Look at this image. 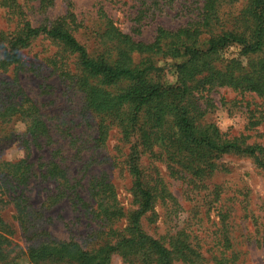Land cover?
Returning <instances> with one entry per match:
<instances>
[{"label":"rangeland","instance_id":"obj_1","mask_svg":"<svg viewBox=\"0 0 264 264\" xmlns=\"http://www.w3.org/2000/svg\"><path fill=\"white\" fill-rule=\"evenodd\" d=\"M209 1L0 0V40L6 45L5 40L20 34L25 22L34 27L63 22L90 57L97 59L103 52L90 32L102 25L103 12L123 33L152 43L159 28L177 31L194 27ZM248 4L249 0H218L221 26L239 28ZM240 50L239 45L224 48L214 59L216 66L224 67ZM8 51V46L0 48V159L28 157L35 164L33 178L25 188L35 226L26 232L13 204L1 212L9 228L8 234H2L7 239L3 247L10 264H79L30 261L27 252L41 239L72 240L84 250H95L128 235L131 217L140 209L129 169L135 149L145 185L154 196L152 210L140 218L142 230L168 248L176 235L184 233L196 252L189 262L176 256L174 264H264V167L254 157L226 153L215 160L211 173L194 176L170 161L160 144L142 142L143 117L136 129H126L114 113L90 107L89 89L79 86L84 73L76 55L63 44L38 36L20 50L15 63L6 62ZM145 56L134 54V61ZM155 56L162 67L161 82L179 84L174 62ZM99 86L116 96L128 84L120 81ZM189 86L182 104L198 127L213 125L223 138H238L264 148V96L218 84L203 86L198 81ZM33 114L44 125L35 133L28 126ZM169 118L164 129L172 125ZM27 139L31 140L29 149L22 145ZM259 159L264 160V153ZM62 170L67 180L61 178ZM106 206L118 214L108 219L100 211ZM109 264L143 263L114 253ZM145 264L157 261L150 256Z\"/></svg>","mask_w":264,"mask_h":264},{"label":"trees","instance_id":"obj_2","mask_svg":"<svg viewBox=\"0 0 264 264\" xmlns=\"http://www.w3.org/2000/svg\"><path fill=\"white\" fill-rule=\"evenodd\" d=\"M217 5L218 0H210L202 19L194 27L177 31L159 28L152 43L135 40L130 34L123 33L114 20L103 12L102 25L90 32L98 39L100 51L103 52L97 59L90 57L85 45L63 22L51 27H34L30 22H25L20 34L5 40L6 45L0 40V48L8 46L6 62L15 63L19 60L20 50L38 36L63 44L76 55L84 73L79 86L89 89L90 107L97 112L114 113L117 121L126 129H136L143 117L144 124L140 128L142 142L146 145L160 144L170 161L191 171L194 176L211 173L215 160L231 152L254 157L256 163L264 167V160L259 159V154L264 153L262 146L246 144L238 138H223L213 125L198 127L188 108L182 104L191 89L189 84L194 81L203 86L218 84L264 96V0H249L239 28L236 26L233 29L221 26ZM138 15H142L141 10ZM232 45L240 46V55L228 61L224 67H217L214 59L224 48ZM134 54L146 56L140 62H135ZM160 55L162 59H171L178 68L179 84L169 86L161 82L162 67L153 58ZM120 81L126 82L128 87L116 96L99 86L100 83L112 85ZM33 117L28 126L35 133L44 125L37 114H33ZM169 117H172V125L164 129ZM23 143L28 148L31 140H24ZM34 165L28 157L0 159V264H10L3 247L7 239L2 233L8 234L9 230L2 217L3 207L8 204L15 206L26 232L35 226V215L25 194V188L35 173ZM129 169L134 178L140 209L131 217L128 235H120L114 242L107 241L95 250H84L72 240L41 239L38 245L29 248L27 258L32 262L51 259L79 264H109L112 254L118 253L126 260L127 257L138 258L143 264L150 256L155 258L157 264H174L176 256L186 262L192 261L196 252L184 233L176 235L168 248L161 240L142 230L140 218L152 210L154 196L145 185L139 167V151L136 149L129 157ZM64 173V170L60 171L61 178L67 180ZM100 211L108 219L118 214L109 206ZM45 234L40 232V235Z\"/></svg>","mask_w":264,"mask_h":264}]
</instances>
